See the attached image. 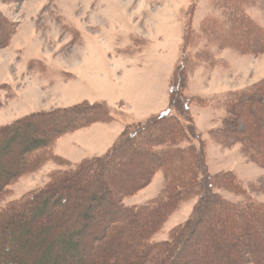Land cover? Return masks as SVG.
<instances>
[{"label": "rangeland", "instance_id": "rangeland-1", "mask_svg": "<svg viewBox=\"0 0 264 264\" xmlns=\"http://www.w3.org/2000/svg\"><path fill=\"white\" fill-rule=\"evenodd\" d=\"M262 5L261 1L255 0L245 4L243 9L264 32ZM221 6L220 0H21L8 3L0 0V15L15 27L14 37L10 38L5 48H0V126L13 118L24 117L22 115L28 111H31L30 114L51 111L49 105L55 104V101L43 93H36V90L40 92L37 84L32 87L29 85V82L32 83L30 77L37 80L43 77L52 80L61 75L51 69L64 67L66 70L76 71L78 74L76 82L85 99L96 101L107 97L106 82L110 74H113L111 61L114 62L120 53L132 57L137 53H146L143 61H136L135 58L131 61L138 66L135 68L137 73L146 71L148 76L162 75L165 78L171 71L164 84L165 94L169 100L171 77L183 56L188 64L186 67L188 72L185 71L182 88L184 87L185 97L193 101L187 110L179 108L181 112L180 110L176 112L183 114L181 115L183 119L191 120L195 132L204 141L207 174L217 176L229 173L240 185L234 188L231 183L232 177L229 184L223 180L226 181L223 186L219 184V179L212 180L214 187L211 194L215 200L227 201L238 208L245 207L249 201L256 205H264V92L253 93L252 98L244 95L242 101L247 98L248 102H245L247 104L233 112L231 124L227 128L230 136H235L233 134L235 131L240 132L238 136L244 140L247 148L250 147L249 150L255 154L254 158H248L239 145H223L222 138L213 140L209 134V131L220 128L222 120L226 117V108L220 103L221 98L226 94L254 88L264 80V52L253 55L244 49L251 48L249 44L251 41L256 40L254 42L256 45L261 37L253 35L242 37L241 51L230 49L229 44L224 43L230 38V33ZM211 20L214 21L215 32L203 35L201 32L203 25L212 22ZM3 29L4 25L0 27V33ZM185 30L189 42L183 47ZM120 75L121 79L126 78L125 73ZM124 84L128 82L125 80L122 85ZM13 86L16 87V91L18 89L22 92L23 100L33 104V107L27 106L24 109L20 106L24 113L23 111H20L21 114L16 113L12 109V103L17 99ZM67 87H63V92L66 88L69 91L74 86L71 84ZM115 87L117 90L122 88L118 84ZM256 97L257 101H251ZM115 99L121 102V94ZM90 102L86 100V103L92 104ZM119 109L111 111V115L113 119L131 124L127 134L140 130L146 123L139 125L131 123L126 117L130 111ZM166 111L168 108L163 112ZM41 123L27 125L21 131L27 133L28 130V136L34 137L38 135L36 131L33 132L35 126L40 125V130L46 129ZM51 127L53 126L49 124L48 130ZM148 133L156 134L159 131L156 128ZM61 137L53 143L51 154L56 159L59 158L62 165L53 160H46L36 170L20 176L8 185L0 195V215L13 204L19 205L23 200L43 190L54 173L67 170L69 167L74 168L85 160L102 158L106 154L82 159L83 154L79 153L80 155L74 157L77 159L73 160L71 155L75 149L69 148L71 145L68 141H65L66 145L63 146V143H60ZM4 139L2 138V141ZM24 140L23 135L11 140V150L5 154L6 156L0 155V181L4 177L2 173L4 166L13 162L14 150L22 146ZM194 143L198 148V143ZM122 151L123 149L118 154H124ZM135 152L133 155H124L121 162L114 161L108 169V172H111L119 167L122 172L116 174L117 181L126 185L136 182L142 169L149 165L148 159H141L137 154L134 157ZM162 184L161 172L155 173L145 187L122 200L123 206L143 205L159 194ZM75 195L79 197L80 193L76 192ZM82 196L85 197L84 193ZM56 199H62L60 194ZM89 203L78 199L76 205L72 198H68L66 203L48 204L38 211H30L24 215L22 211L15 210L12 216L0 218V264H37L41 262L42 256L45 257L49 246L56 257L48 264H76V256L86 262L106 261L108 258L109 261L114 260V264H119L118 253L126 257L128 249L123 248V244L118 247L115 240L102 245L99 231L82 227L86 222L82 220L81 215L84 211H81V208ZM197 203L198 199L195 196L179 203L153 234L152 242L168 241L173 230L183 227L191 220ZM99 205H95L88 215L104 228L103 220L100 222L99 220L109 217L105 208L110 207V204L108 202ZM233 213L232 209L224 208L217 214L205 217L206 225H209L210 229L212 227L213 232L205 226L203 232L191 239L186 246L195 252L182 253L176 258L178 260L176 264L183 261L187 264H231L229 259L237 252L234 253L230 244L236 240L238 243L236 248L246 252L248 248L245 239L254 244L252 248L249 247V254L253 258H260V262L264 264V250L259 247V241L252 237L255 231L264 235V220L260 223L261 227L257 221L262 216L249 219L240 215L239 218L229 219ZM237 213H240V210ZM249 220H252V228L248 223L245 225ZM22 224H27L28 233L21 232ZM72 232L78 235L72 240L75 247L70 248L66 243ZM220 238L224 243L227 242V247L220 243L218 240ZM61 255L65 258L60 259ZM100 255L102 258H99Z\"/></svg>", "mask_w": 264, "mask_h": 264}, {"label": "trees", "instance_id": "trees-1", "mask_svg": "<svg viewBox=\"0 0 264 264\" xmlns=\"http://www.w3.org/2000/svg\"><path fill=\"white\" fill-rule=\"evenodd\" d=\"M1 1L8 3L19 2L21 0ZM220 1L221 7L226 15L225 22L227 23V30L228 33H230V38L224 43H228L230 49L241 51L242 46L240 40L242 37L249 35L255 37L259 36L261 40L258 41L256 45H254L256 41L254 40L249 43L251 46L250 49H244L249 50L253 55L264 52V32L254 24L243 9L245 4L249 2L252 3L255 0ZM259 1H261L264 7V0ZM211 21L212 22H207L205 26L203 25L201 29L203 35L215 32L214 21ZM0 24L1 26L4 25V29L0 33V48L2 49L9 43L13 32H15V27L9 24L5 17L1 15ZM187 37L188 33L187 30H185L183 47L188 45L189 40ZM181 59V62L176 66L171 77L168 111L142 122H146L144 126L140 130L130 134L126 132L129 130L131 124H126L117 142L102 158L85 160L74 168L69 167L67 170L54 173L43 190L35 193L33 197L30 196L27 200H23L19 205L13 204L10 209L0 215V218L12 216L15 210L22 211L21 213L24 215L30 211H38V209L40 210L48 204L55 205L56 203H66L68 198H72V201L76 205L78 199L84 201V203L90 202L89 204L91 205L86 204L85 207L81 208V211H84L81 215L82 220L86 222L82 227L88 230L93 229L96 232L99 231L100 234H98L102 239V245H105V243L108 244L112 240L116 241L118 247L123 244V248L128 249V252L126 257L120 252L118 253L117 258L119 257V264H176L178 261L176 258L182 253L189 251L188 253L190 254V252H195L193 249H188V247H186L188 242L196 237V235H200L205 229V226L208 230L210 229L209 225H206L207 221L205 217L211 214H217L224 208L234 211V213L229 216V219H232V217H235V219L237 217L239 218L240 215L253 219L255 216L261 215L262 217H260V220H257L258 226L261 227L260 223L264 220V205H256L249 201L248 204L243 207L244 209L238 208L237 205L227 201L220 199L215 200L211 194L214 187L211 182L212 180L218 181L219 179V184L223 186L226 181L227 184H229L232 177V186L234 185L233 187L235 188V186L240 185L239 182L236 181V178L229 173L218 174L217 176H210L207 174L204 162V141H202L200 135L195 132L191 120L183 119L181 117L183 114L176 112V110L180 109L187 110L188 105L193 101L184 95L182 81L185 76L184 74H186L185 71L188 64H186V60L183 56ZM186 72H188V70ZM259 91L264 92V80L260 82L259 85H255L254 88L252 87L251 89L241 92L226 94L221 98V102L219 101L226 108V117L222 120V126L216 130L209 131L213 140L222 138L223 141L221 140V144L223 145H239L241 151L245 152L248 158H254L253 156L255 154H252L249 150L250 147L247 148L244 140L238 136L240 132L235 131L233 133L235 136H230V133H227V128L231 124L233 112L237 111L238 107L246 105V101L248 102L247 98L242 101V97L247 95L252 98V94L258 93ZM251 101H257V97L253 98ZM181 119H183V121ZM113 120L118 119H113L111 110L106 105L102 103L89 104L83 102L70 108L29 114L7 125L0 126V155L6 156L5 154H8L9 150H11V140L18 139L20 136L22 137V135L25 136L23 145L14 150L13 162L5 165L4 170H2L4 177L2 181H0V195L2 191L17 178L36 170L42 162L46 160H53L62 165V161L59 158L56 159L51 154L52 145L59 137L95 123H109ZM37 122H42L46 128L40 130V125L35 126L36 129L34 128L33 132L36 131L38 135L31 137L27 134L28 130L27 133L24 132L25 134L21 131L23 127ZM142 123L134 124L139 125ZM49 124L53 127L48 130L47 127ZM156 128L159 133H148ZM2 138L4 141H2ZM194 142L198 143V148H196ZM139 146H143V148ZM121 149H123L122 153L124 154H118ZM134 151H136L134 157L137 154L141 159H148L149 165L142 169L139 177L135 180L136 182H131L130 185H126L117 181L116 174L122 172V170H119V167L111 172H108V169L114 161L121 162L124 159V155H133ZM42 157L46 158L42 159ZM63 164L66 163L63 162ZM157 172H161L163 176V184L159 194L143 205L137 207H124L122 200L145 187L148 181ZM110 189L112 192H110ZM76 192L80 193L79 197H76ZM82 193H84L85 197L82 196ZM59 194L62 197L61 200L56 199V196H59ZM192 196L198 199V203L191 216V220L183 227H178L173 230L170 233V239L168 241L161 243L152 242L151 238L153 234L159 229L167 216L179 203L188 200ZM108 202L110 207L105 209H107L106 211L109 217L99 220V222L102 220L104 222L105 226L102 228L100 226L101 224H98L94 218L88 215V212H90L95 205ZM238 210H240V213H237ZM247 223L249 227H253L251 224L252 220L247 221L245 225H247ZM9 225L12 226V223ZM201 225L204 226L200 228ZM211 229L210 231H212ZM21 232L23 234L29 232L27 224H22ZM76 235H78V233L72 232L70 237L66 236L70 238L66 243L67 247H75L72 244V240ZM63 237L64 234L61 235V238ZM252 237L259 241V247L262 248L263 251L264 235L259 231H255ZM61 238L60 241H62ZM218 240L222 245L224 244L225 247L228 246L227 242L224 243L222 238ZM244 242L248 250L249 247L252 248L254 245L253 242H249L247 239H245ZM236 245H238L236 240L234 243L230 244V248H232L234 253L237 252L231 258L229 257V261L232 262L231 264H262L260 258H253L251 254H249L250 251L246 250V252H242L240 248H236ZM52 251L53 249L49 246L45 252V257L42 256L41 262L37 264H48L49 262H53L56 255L53 254ZM60 257V259L65 258L63 255ZM75 258L76 264H114V260L109 261L108 258L106 261L100 260L99 262H97V260L86 262L77 256ZM99 258H102V255H100ZM181 264L187 263L183 261Z\"/></svg>", "mask_w": 264, "mask_h": 264}, {"label": "crops", "instance_id": "crops-1", "mask_svg": "<svg viewBox=\"0 0 264 264\" xmlns=\"http://www.w3.org/2000/svg\"><path fill=\"white\" fill-rule=\"evenodd\" d=\"M13 37L14 35L12 36V38ZM145 56L146 53H137L136 55H133V57L120 53V55L115 58L114 62L111 61L110 67L113 70V74H110L108 78L109 84L108 82L102 80L103 82H106V85L108 86L107 97H102L103 99H97L96 101L85 99L83 95H81L83 92L79 89L80 86L78 87V83L76 82L78 76L77 72L72 70H66L64 67L59 69L55 68L54 70L51 69V71L59 72L61 74L58 78L51 80L49 78L43 77V79L37 80L34 77H30L32 83L29 82V85H31L32 87L37 84V88L40 92H37L36 90V93H43L47 97H51L52 99L50 98V100L55 101V104L51 106L49 105V110L52 108L51 111L54 109H64L72 107L80 103L86 102L87 100L88 102L91 101L90 103H108L110 106L107 104L106 105L111 111H113L114 109L120 110L119 108L129 110L130 113H127L128 116H126L127 120H129L133 124L142 123L149 119V117L151 118L157 116L168 108L169 100L167 95L165 94L164 84L165 82H167V79L169 78L168 75H170L171 73L170 71L168 75L165 76V78L162 75H156L154 77L148 76L146 71L144 73H137L135 68L138 66L134 63H131V61H133L134 58L136 61H143V58L145 59ZM122 73H125V79H121L120 74ZM64 75L70 77H63ZM125 80L128 82V84H124V86L122 85V83ZM14 82L15 79L13 80V84ZM71 84L74 87L71 90L67 91V86ZM117 84L122 86L121 90L116 89L115 86ZM65 86L67 88L66 91L63 92V87ZM74 88L75 90H73ZM13 89L17 94V99L12 103V109L16 113H20V111H23L24 113L23 109L27 106L33 107V104L27 102V100H23L22 92H20L18 89L16 91V87L14 86ZM120 94L122 101L117 102L115 97H120ZM20 106L23 107L22 110H20ZM30 113L31 111H28L22 116H27ZM16 119L17 118H13L4 125L9 124ZM126 124L127 123L121 122L120 120H113L108 124L104 125L93 124L86 129L77 130L70 134L68 133L63 138L61 137L60 143H63L64 146L66 145L65 141H68V143L71 145V147L69 148L75 149L73 154L71 155L72 158H74L75 155H80L81 153L83 154L82 159L90 156L104 155L116 143L120 134L124 130V125ZM75 159L77 158H74L73 160ZM154 198H151L150 200ZM148 201H146L145 203H147Z\"/></svg>", "mask_w": 264, "mask_h": 264}]
</instances>
